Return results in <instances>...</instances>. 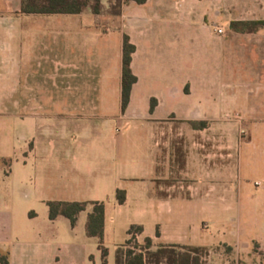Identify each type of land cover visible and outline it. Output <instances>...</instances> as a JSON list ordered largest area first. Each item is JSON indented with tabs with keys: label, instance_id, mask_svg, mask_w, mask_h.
Wrapping results in <instances>:
<instances>
[{
	"label": "rangeland",
	"instance_id": "1",
	"mask_svg": "<svg viewBox=\"0 0 264 264\" xmlns=\"http://www.w3.org/2000/svg\"><path fill=\"white\" fill-rule=\"evenodd\" d=\"M193 1L192 4L190 0H183L181 13L189 16L192 12L197 19L199 11H205L207 26L200 24L203 17L199 18L200 23L197 20L190 23L156 21L150 24L149 32L143 34L138 29L140 25L129 18L121 28V16L105 11L95 15L87 11L83 17L87 20L86 46L82 41L71 39L74 52L69 55L59 51L64 33L61 26H55L53 33L59 38L51 53L56 57L54 74L46 73L45 64H41L44 59L39 56L43 46L40 39L35 40L36 55L30 59L32 67L24 68L22 85L15 88L14 73L10 71L6 74L5 93L0 91V96L6 97V116L0 120V211L12 212L14 219L19 221L32 209L45 210V204L34 198L41 188V180H45L47 164L58 158L73 165L95 167L106 163V155L98 149H121L117 156L120 167L132 160L143 161L149 155L152 137L141 117L148 109L147 94L157 92L150 73L142 75L136 97V117L117 118L121 113L123 32L130 33L141 48L156 45V51L159 46L172 61L179 59L177 55L182 50L186 69H190L186 50L197 42L200 71L214 75L218 85L223 82L220 89L225 92L226 100L221 107L228 116L218 117L220 120L207 123L208 128L204 129H194L187 122L171 124L167 120L158 155L160 175L171 182L164 184L170 194L189 200L190 206H182L180 210L190 227L198 230L200 244L196 246L205 247L201 256L203 263L264 264V75L262 81L254 80L248 72L241 75L239 67L248 66L250 62L245 59L239 62L229 56H225L224 62L213 59L210 54L212 40L207 36L209 29L228 26L226 19L219 20L216 15L264 17V0H231L229 8L222 7L221 0ZM133 5L134 9H145ZM189 5L188 15L184 7ZM96 32L102 37L95 44L89 36ZM8 44H12V40ZM84 49L86 63L79 67L78 60L83 58ZM148 56L154 59L153 55ZM66 60L76 62L71 64L70 71L64 63ZM151 63L153 61L145 59L137 65L145 72ZM224 68L227 69L225 73ZM221 71L223 76L219 74ZM219 92L216 90L215 94ZM183 104L178 101L176 106L183 107ZM18 115H33L34 120L21 121L16 118ZM174 143L185 151L184 168L173 162ZM29 149L36 150L29 154L28 172L25 173L21 165L24 152ZM58 177L60 182L57 183L63 186L64 178ZM121 223L112 237L115 242L125 237ZM137 239L142 243V236L138 235ZM4 253L6 251L0 248V256Z\"/></svg>",
	"mask_w": 264,
	"mask_h": 264
},
{
	"label": "crops",
	"instance_id": "2",
	"mask_svg": "<svg viewBox=\"0 0 264 264\" xmlns=\"http://www.w3.org/2000/svg\"><path fill=\"white\" fill-rule=\"evenodd\" d=\"M182 2L183 0H147L143 4H137L145 8L143 10L134 9L133 4L136 3L129 2L122 8L120 27L122 28L125 19L129 18L135 25H140L139 31L145 34L149 32L148 29L152 22L169 23L179 20L181 23H190L194 20L200 21L199 18L202 17L203 21H200L202 23L198 22L202 26H207L205 11H199V16L195 19L192 12L189 15L191 11L189 5V7H184L189 16L183 15L180 8ZM220 2H222V7L229 8L231 6V0H221ZM213 4L214 2L211 7L214 6ZM20 5L21 0H0V91L3 90L4 93L7 88L6 74L10 71L14 73L15 88L22 85L24 68L32 67L30 59L36 55L34 42L37 38L40 39L43 46L39 53V56L44 59L41 64H45L47 74L55 73L56 57L51 54L54 52L53 45L58 42L59 38V35L57 37L53 33L55 26H61L63 29V44L59 47V51L65 55L74 52L71 39L74 42L82 41L84 46L88 40L87 20L83 18L87 15L85 12L62 14V17H56L60 14H42L45 16L35 17L37 14L21 13ZM126 10L130 12L126 14ZM13 14L16 16L10 17ZM28 15L34 16L29 17ZM216 17H219V20L226 19L228 26L218 25L213 30H208L207 36L212 40L210 54L213 59L224 62L225 56H229L230 59H237L238 62L240 59L248 60L250 61L248 66L242 64L244 67H239L240 74L248 72L254 80L262 81L264 75V28L254 31H236L230 27V23L240 20H259L264 17L235 16L231 18L225 17L224 14L216 15ZM217 28H221L222 32L218 33ZM50 32L53 35H49ZM126 34L136 47L132 54L131 69L137 76V81L132 86L126 110L121 111L117 118L136 117V97L139 94L142 75L150 73L152 83L156 84L154 89H157V92H150L147 97H149V105L151 97L156 99V105L152 112L149 111L148 105L147 112L141 117L147 123L152 137L149 155L143 161L132 160L119 167L117 156L121 149H98L100 153L106 155V163L97 164L95 167L86 164L73 165L63 162V158L48 163L45 169V180H41V188L34 198L36 202L45 204L46 209L42 211L32 209L25 212L19 221L14 219L12 212L0 211V248L6 251L8 264H102L99 239L89 236L86 232L87 216L92 211V206L88 205L85 210L79 212L75 225L71 226L70 220L63 215H58L54 219L49 218L46 205L48 200L104 202L102 244L107 249L106 264H115V251L128 238L127 229L131 224L141 225L143 230L139 236L150 237L154 245L178 243L196 246L200 244L197 240L198 230L190 227V222L180 210L182 206H190L187 203L189 200H183L178 195L170 194L168 187L165 188L166 186L159 182L164 178L160 175L158 162L160 140L163 134L162 129L166 128L164 123L168 122L167 120H170L171 124L174 122L188 123L189 121L209 123L220 120L218 117L228 116V113L221 107V104L226 100L225 92L220 89L223 82L218 85L214 75L204 74L200 71L197 42L194 46L191 45L189 50H186L187 64L190 65V69H186L183 65L182 50L178 52L179 59L172 61L170 56L167 57V53L159 46L156 51L154 50L156 45H153L152 48L150 46L141 48L130 33ZM9 37L12 38L9 39ZM101 37L102 35L96 32L90 35L89 39L96 44ZM147 37L149 39V36ZM10 40H12V44L9 45ZM146 41L147 39H144V42ZM149 48L150 50H147ZM85 53L84 49L83 58L79 57L77 66H85ZM148 55H153L154 59H150ZM145 59H148V62L151 60L153 63L150 64L148 70L143 72L137 64L140 60ZM64 63L68 67L67 71H70L72 63L76 64L73 60H66ZM229 70L232 73L235 72L232 68ZM222 71L225 73L227 69L224 68ZM222 71L219 74L223 76ZM25 73L28 74L30 71H25ZM216 90L220 91L219 95L215 94ZM216 97L219 98L218 101ZM178 101L184 103L183 107L176 106ZM5 106L6 97L0 96V120L2 116H6ZM16 118L21 121L34 120L33 115H18ZM35 150L29 149L24 152L21 167L25 173L28 172L29 154ZM39 167L41 168V166ZM58 176L61 179L64 178L66 183L63 186L57 183L60 182V179H56ZM117 189L125 190L126 199L122 204L116 200ZM50 193L55 195L47 196ZM25 196L27 197V195ZM141 218L144 220H140ZM120 223L123 224L125 237L121 242H115L112 237L116 234L117 225ZM156 230L159 231V236H156Z\"/></svg>",
	"mask_w": 264,
	"mask_h": 264
},
{
	"label": "trees",
	"instance_id": "3",
	"mask_svg": "<svg viewBox=\"0 0 264 264\" xmlns=\"http://www.w3.org/2000/svg\"><path fill=\"white\" fill-rule=\"evenodd\" d=\"M147 0H21L20 12L25 14H79L89 11L92 14H100L103 11L113 16H120L122 8L129 2L143 4ZM230 27L236 31H254L264 28V19L232 21ZM136 47L130 41L126 33L122 34L121 44V99L120 107L124 112L130 100V92L133 84L137 81V76L131 69L132 54ZM156 105V99L150 98L149 111L152 112ZM194 129H204L207 127L206 121H189ZM173 162L180 168L185 166V151L181 146L173 145ZM172 162V163H173ZM159 182L170 185L169 180H159ZM126 199L125 190H116V200L119 204ZM48 215L50 219L63 215L70 220L71 226L75 225L76 216L79 212L92 206V211L87 216L86 232L89 236L99 239L102 253V264H106L107 249L102 244L104 227V202L103 201H46ZM142 226L131 224L127 229L128 238L120 244L115 251V264H205L201 260L204 246L183 245L178 243L154 245L150 237H143L142 243L137 236L142 233ZM156 236L159 231L156 230ZM2 264H8V255L4 253L0 256Z\"/></svg>",
	"mask_w": 264,
	"mask_h": 264
},
{
	"label": "built area",
	"instance_id": "4",
	"mask_svg": "<svg viewBox=\"0 0 264 264\" xmlns=\"http://www.w3.org/2000/svg\"><path fill=\"white\" fill-rule=\"evenodd\" d=\"M216 31H217L218 33H221V32H222V29H221V28H217Z\"/></svg>",
	"mask_w": 264,
	"mask_h": 264
}]
</instances>
